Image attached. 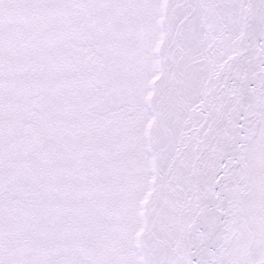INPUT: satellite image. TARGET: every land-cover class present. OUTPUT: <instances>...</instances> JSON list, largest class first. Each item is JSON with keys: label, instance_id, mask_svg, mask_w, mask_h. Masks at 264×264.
I'll use <instances>...</instances> for the list:
<instances>
[{"label": "snow or ice", "instance_id": "snow-or-ice-1", "mask_svg": "<svg viewBox=\"0 0 264 264\" xmlns=\"http://www.w3.org/2000/svg\"><path fill=\"white\" fill-rule=\"evenodd\" d=\"M0 264H264V0H0Z\"/></svg>", "mask_w": 264, "mask_h": 264}]
</instances>
